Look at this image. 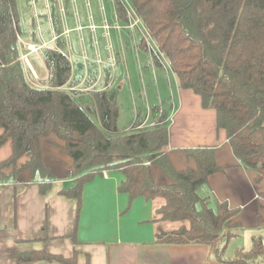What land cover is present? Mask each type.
Here are the masks:
<instances>
[{
	"label": "trees",
	"instance_id": "obj_1",
	"mask_svg": "<svg viewBox=\"0 0 264 264\" xmlns=\"http://www.w3.org/2000/svg\"><path fill=\"white\" fill-rule=\"evenodd\" d=\"M125 1L141 19L179 85L192 89L204 107L215 110L217 127L226 131L235 156L256 172L257 180H264V0ZM68 3L65 0L67 13ZM124 3L112 0L113 11L132 35ZM50 10L51 15L46 16L53 24L56 46L41 47L39 56L32 57L36 70L46 72L45 79L37 83L20 58V49L27 50V45L18 42L22 29L17 0H0V145L8 140L12 143V154L0 163V174L17 180L28 171L29 182L41 183L45 192L56 177L43 161L41 142L55 136L56 145L73 160L68 178L74 184L61 193L76 201L77 216L85 184L104 171H120L123 179L118 189L128 194L130 201L161 199L151 220L156 226L155 243L204 244L221 258L225 230L236 210L226 202L213 207L209 197L199 192L211 174L223 170L216 161V148L188 149L195 166L177 169L165 149L171 110L165 104L159 117L162 124L121 131L111 70L103 88L89 92L73 89L78 80L63 37L58 0L51 1ZM76 26L68 29L77 30ZM30 39L40 44L35 32ZM138 43L141 52H147L144 37L140 36ZM156 63L161 65L158 60ZM84 68L88 73V67ZM66 86L72 89L64 90ZM160 109L159 103L151 106L153 118ZM140 113L144 114L143 107ZM24 156L27 160L18 165ZM8 167L12 171L6 176L2 172ZM153 167L168 183H156ZM11 255L20 262L81 264L76 250L69 257L46 250H12ZM231 261L264 264L262 238L255 237L251 250H238Z\"/></svg>",
	"mask_w": 264,
	"mask_h": 264
},
{
	"label": "crops",
	"instance_id": "obj_2",
	"mask_svg": "<svg viewBox=\"0 0 264 264\" xmlns=\"http://www.w3.org/2000/svg\"><path fill=\"white\" fill-rule=\"evenodd\" d=\"M48 11H51L49 7ZM61 16L63 30L72 28L64 26L70 17L69 13L65 11ZM105 20L107 21L106 18L102 20L101 25L92 23L97 28H103ZM78 22L79 19L73 27L79 25ZM107 24L113 26L111 30L116 29L115 24ZM83 30L72 32L80 31V40L83 41ZM107 32L109 30L105 34L110 36V32L109 35ZM120 32L122 31L119 30ZM71 33H63V37L67 41V51L70 58L72 56L75 73H84V66L89 65L94 69L97 66L106 67L107 72L117 66L119 54L115 55L112 50L111 56H117V63L113 67H109V59L105 61L98 48L96 55L92 57L82 44L80 54L70 41ZM94 33L95 30H92L91 34ZM30 38L31 35L23 40L25 43H32ZM55 41L53 36L39 45L55 47ZM52 43L54 45L50 46ZM133 49L137 55L134 46ZM20 52L29 51L20 49ZM139 53L146 56L145 68L152 72L147 53ZM36 54L29 55L28 66L33 75L39 77L31 64ZM83 54L89 58L88 62L84 61ZM97 58L103 63L94 62ZM36 61L39 64V60ZM158 70L160 74H166L162 67L156 66V73ZM176 85L173 89L170 87L166 99L157 102L170 106L173 99L175 103L169 120L168 145L165 149L174 166L185 169L195 166V160L188 157V149L206 146L216 148V161L223 170L209 176L203 188L204 195L209 197L213 207L226 202L231 209L236 210L231 225L227 228L230 234L225 233L222 242V257L215 256L211 248L204 244L155 243L156 226L151 220L158 204L155 200L144 197L130 201L128 194L118 189L123 179L120 171H107V176L98 175L85 184L82 208L77 216L76 201L61 193L63 188L74 184V180L68 178V173L73 169V160L56 145L59 143L57 138L50 136L41 142L43 161L56 180L48 185L45 192L41 190V183L29 182L28 171L23 172L17 180L5 179L0 174V264H58L49 261L20 262L12 257V250H46L66 257L76 250L81 264L87 261L90 264H235L231 260L236 252L250 251L255 237H261L264 242V180H257L256 172L244 167L235 156L226 131L217 127L215 110L204 107L201 97L192 89L181 87L178 80ZM11 153L12 145L8 140L0 146V163ZM26 160L27 156L22 157L18 165ZM11 171L12 167H8L2 173L7 176ZM153 176L158 185L168 183L156 167H153ZM97 225H100L99 229Z\"/></svg>",
	"mask_w": 264,
	"mask_h": 264
},
{
	"label": "rangeland",
	"instance_id": "obj_3",
	"mask_svg": "<svg viewBox=\"0 0 264 264\" xmlns=\"http://www.w3.org/2000/svg\"><path fill=\"white\" fill-rule=\"evenodd\" d=\"M51 1L52 0H17L20 25L24 39L32 35L33 32L37 34L39 43L49 41L54 36L53 24L49 21L50 18L46 16L51 15V11H48ZM58 2L60 14H65V0H58ZM68 5L70 17L68 18L67 24L64 25L66 27H73L77 23V19H79L78 23H80V25H90L92 22L101 25L104 18L107 19L106 23L110 22L117 25L118 19L113 11L112 0H69ZM74 13H77V15ZM118 24L120 23L118 22ZM117 30L110 29V36H107L105 34V29L97 28L95 29L94 35H92L91 28L87 26L81 32L83 41L80 40V31L72 32L70 35V41L75 50H78L79 52L82 51L81 45H85L87 53L92 57L96 55V49L98 48L101 53L100 55L105 61L109 59L110 62L111 50L115 55L119 54V62L117 66L110 71V81L112 89L117 90V103L120 108L118 127L121 131H124L126 128L130 127L133 122L136 114L135 106H144V94H146L147 101L150 104L166 99L170 87L172 89L174 85L177 87V79L172 71L168 74H160L161 72L158 70L157 75H155L156 77H154L152 72L145 68L147 62L146 56L143 53L135 54L133 49L134 42H139L141 36L140 33H145L143 28L140 32L134 35V37L129 34L128 29H121L122 32L120 33L119 30ZM52 45L54 44H50V46ZM108 47H111V49ZM80 54H82V52H80ZM36 56L38 57L39 55L37 54ZM115 58H117V56ZM37 59L40 60L39 58ZM109 62L107 64L110 67L111 65ZM105 68L106 67L103 66H97V69L94 70V68L91 69L90 66H88V73H75V78L78 82L77 85L72 88L84 90V92L103 88L106 84L107 70ZM34 69L39 76L37 77L34 74L35 81L37 80L36 82L38 83L44 78L46 72H38L35 67ZM162 76L164 78H162ZM167 77L170 79V83L168 82ZM72 88L70 86L63 87V89L67 91H70ZM199 192L204 195L203 187L199 189ZM155 202H157V204L161 203V199L155 200ZM99 226L97 225L96 227L99 229ZM225 233L230 234L228 229L225 230Z\"/></svg>",
	"mask_w": 264,
	"mask_h": 264
},
{
	"label": "built area",
	"instance_id": "obj_4",
	"mask_svg": "<svg viewBox=\"0 0 264 264\" xmlns=\"http://www.w3.org/2000/svg\"><path fill=\"white\" fill-rule=\"evenodd\" d=\"M124 2H125L124 5H125L126 11H127L128 20H129L127 28H129L131 30L133 37L138 32H140L142 30V28L145 30V33H140V34H141L142 37H144V39L146 41V46H147V52L146 53H147V56L149 58V62L151 64V66H152V74H153V76L156 77L155 75H157L156 66L162 67L166 71V73L168 74L171 71V69H170L167 61L165 60L163 54L159 51L158 46L156 45L154 40L148 34L146 29L142 26L141 19L135 13V11H134L133 7L131 6V4L129 2H127V1H125V0H124ZM115 16L117 18V15H115ZM89 27L92 30H95L97 28V26L94 25L93 23H91L89 25ZM114 27L116 29H118V30L123 29V26L118 24V22H117V25H115ZM83 28H84V26H82L80 24L77 25V27H76L77 30H82ZM103 28L108 31L111 28H113V26L107 24L106 20H105V24L103 25ZM71 31H72V29H66L64 34L69 35ZM107 34L109 35V32H107ZM56 38H57V36L54 35V39H56ZM18 42H19L20 45L21 44H26L27 45V50L29 52L21 53L20 58H21L22 61H24L28 65L30 64V62H29V54L30 53H37L38 50L41 47H44V45H42V44L41 45H37L35 43H25L23 38L21 36H19V35H18ZM138 44L139 43L137 41L134 42V47H135V50H136L137 54L140 52V46ZM82 57H83L84 61L88 60V57L85 54ZM156 60H158L160 62V64H161L160 66L157 65ZM96 62L99 63V64L103 63V61L100 58H97ZM109 64L111 65V67L115 66L116 58H115L114 55L111 56ZM167 80L170 83V79L168 77H167ZM144 99H145V104H144V106L142 105V107L144 109V114L141 115L140 107H136L135 106V111H136L135 117L133 119V122H132L131 126L125 129L126 131L131 130V129H140V128H144V127H154V126H157V125H160V124L163 123L162 121H160L159 117L162 114V109H163L162 106H163L164 103H162V102L159 103V104H161V109L159 110V112L157 114V117L153 118L152 117V111H151V106L152 105L147 101L146 94H144ZM170 107H171V110H170L169 120H170L171 114H172V112H173V110L175 108V103H174L173 99H171ZM141 118H143V120L141 122H139V120ZM106 172L107 171L103 172V174L105 176H107Z\"/></svg>",
	"mask_w": 264,
	"mask_h": 264
}]
</instances>
